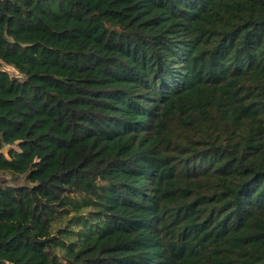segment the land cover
<instances>
[{"label": "trees", "instance_id": "obj_1", "mask_svg": "<svg viewBox=\"0 0 264 264\" xmlns=\"http://www.w3.org/2000/svg\"><path fill=\"white\" fill-rule=\"evenodd\" d=\"M0 62V264H264V0H0Z\"/></svg>", "mask_w": 264, "mask_h": 264}, {"label": "rangeland", "instance_id": "obj_2", "mask_svg": "<svg viewBox=\"0 0 264 264\" xmlns=\"http://www.w3.org/2000/svg\"><path fill=\"white\" fill-rule=\"evenodd\" d=\"M0 69L3 71H7L11 76L16 75V72L13 68L5 66L3 63L0 62ZM22 78V77H20ZM0 177H5L7 180V183L10 185H22L26 182L25 178L22 179H17L15 182L13 180L12 175L10 174H5V173H0Z\"/></svg>", "mask_w": 264, "mask_h": 264}]
</instances>
